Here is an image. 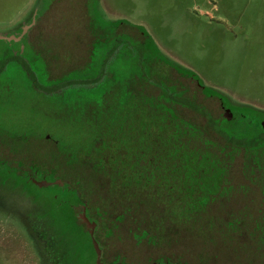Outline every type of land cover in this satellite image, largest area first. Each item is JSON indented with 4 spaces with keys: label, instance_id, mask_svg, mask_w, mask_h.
Wrapping results in <instances>:
<instances>
[{
    "label": "rangeland",
    "instance_id": "obj_1",
    "mask_svg": "<svg viewBox=\"0 0 264 264\" xmlns=\"http://www.w3.org/2000/svg\"><path fill=\"white\" fill-rule=\"evenodd\" d=\"M94 13L109 23L121 21L116 33L128 36L133 73L140 77L133 76V106L125 112L106 105L121 98L123 82L116 93L99 95L107 102L84 85L79 95L67 87L36 96L26 90L14 60L0 74V159H7L18 175L37 165L50 181L75 187L99 228L93 231L75 217L71 220L65 206L70 198L62 200L64 192L59 195L60 189L52 185L49 191L60 197L52 203L51 221L38 203L46 189L26 180L0 184V264H98V239L107 264H152L161 257L176 264H264V163L255 160L253 168L247 151L210 124V118L224 117V104L264 114V0H0V35L12 38H0V61L7 48H25L20 54L33 59L38 76H46L45 71L60 80L84 70L98 32ZM138 26L159 48L160 53L154 49L158 53L152 67L144 62L135 67L136 42L146 44ZM182 72L194 73L198 80ZM161 90L177 95L180 101L171 110L205 129L213 140L205 144L198 135L188 148L194 152L171 156L182 168L184 162L198 160L206 168L202 174L193 163L192 178L181 169L180 177L184 174L188 182L198 178L211 191L221 176L226 183L219 192L224 194L193 199L179 183L174 186L175 174L163 169V176L143 177L142 158L129 146L103 148V141L95 139L99 126L109 125L110 113L119 115L118 126L127 129V114L138 110L132 116L136 131L131 141L147 142L149 152L164 126L150 115V103L161 99ZM141 99L145 104L140 113ZM152 129L156 131L150 133ZM165 133L166 128L161 144ZM200 141L207 145L208 159L191 147ZM217 149L223 158L214 157ZM167 156L161 163L171 161ZM149 159L143 161L146 170ZM220 161L224 173L214 165ZM119 168L130 173L120 177Z\"/></svg>",
    "mask_w": 264,
    "mask_h": 264
},
{
    "label": "trees",
    "instance_id": "obj_2",
    "mask_svg": "<svg viewBox=\"0 0 264 264\" xmlns=\"http://www.w3.org/2000/svg\"><path fill=\"white\" fill-rule=\"evenodd\" d=\"M92 24L95 30H98L95 38V42L93 44L92 52H91V60L88 64V66L82 70V71H73L69 74H67L63 79L56 80L55 81V92L61 91L63 88L70 87L71 93H75L76 95H79V92H81L82 86H86L85 90L88 88V92L91 93H98V100L103 101L100 99L99 95L103 93V91H107V93L114 92L116 93L117 85L119 82H123L122 89L124 93L121 96V98H117L116 104H106L109 107H111L113 110H116V107L118 106L120 110H124L127 112L128 108L130 106L132 107V95H131V87L133 82V76L135 80L139 79L140 77H136L137 75L133 73L132 69V62L130 60L131 54L130 50H128V43L129 39L127 35H118L116 33L117 27L121 25V21H114V22H107L106 20L102 19L99 14H92ZM139 27V26H138ZM143 34L146 36V44L143 46L142 44H136L135 49V56L134 58L137 60V65L135 66L137 69V66L140 67V64L143 62L146 64H149V67H152V63L154 61V53L156 52L154 49H156L159 52V48L155 44V41L152 39V37L144 31V28L139 27ZM123 49V52H120L119 50ZM130 49V48H129ZM8 51V50H7ZM6 51V52H7ZM156 52V53H158ZM160 53V52H159ZM29 60V62L24 61L22 64L18 63V60L22 57L19 55H15L13 51H8V54L3 58H1L2 61H0V74L6 69V67H12L14 66L13 62L16 60V66L18 71L21 73V75H34L36 74V64L32 61L33 59L29 56H26ZM7 62H3V61ZM24 66V67H22ZM43 69V67H42ZM44 71V70H43ZM38 74V73H37ZM43 74H47V72H43ZM182 74L191 77L193 79H197V76L194 73H188V72H182ZM98 83V86L95 87ZM157 84V83H156ZM94 85V86H90ZM153 85V84H152ZM77 86H81L80 88ZM160 84L158 85V87ZM83 91V90H82ZM101 92V93H100ZM174 93H177L174 91ZM112 95V94H111ZM161 99L157 101L156 104L150 103L151 106V114L152 119H156L157 121H162L163 125L161 127V131L159 132V139L153 138V136L149 135L153 140L155 139L157 142L154 144L152 143L149 147V152L146 153V147L145 144L142 142H132L131 139L134 137L133 132L136 131L134 127L133 128V122H132V116L137 111H132L128 113V120H129V127L126 129V126H118L119 122V115L116 113H110L109 117H107V121L109 122V125H103L99 126L100 129L98 130V136L95 137L98 138V141L102 140L103 144L101 147L103 148H112L116 150V147L119 148H127L129 146L130 152L134 153V155H138L142 158V160L139 157V160H141V169H143L144 174L146 171V167L143 165V161L145 157H152V159H149L151 162L150 164V175L147 176L148 179H155L158 176L159 172L161 170L167 171V167L171 166L173 167L172 172L179 171L180 169L184 172L185 176H190L193 173L191 164L196 163V168H199L200 171L205 173L206 168L201 165L202 163L198 161H188L183 163V168L180 166V163L178 161H169L164 163V165L161 163L162 154H168L174 155L178 157V154H180V151L182 154H185L186 152H194L192 150H188L189 144L191 141L196 139V136H198L201 141H204L205 144L213 143V140L209 139L208 133H206V130L188 122L184 117H181L180 115L176 114L175 110L169 107H172V104L177 103L180 101V99L177 97V95H172V93H169V90L163 91L161 90V94H159ZM224 100V103L226 99L224 97H221ZM103 102H107L105 99ZM140 113L143 111L142 107L144 106L145 102L143 99L140 100ZM194 105V104H192ZM197 107V105H196ZM224 117L220 120L212 119L210 118V124L212 128H214L215 132H217L219 135H222L227 141L232 143L234 146L238 148H243L247 151L248 157L252 159L253 162V168H255V160H259V162L264 163V114L252 110H247L242 107H232L228 106L227 104H224ZM127 118V116H126ZM142 127L146 131L147 122L143 119L142 120ZM158 124V122H157ZM166 124V125H165ZM175 126L174 129L171 126ZM167 126V127H166ZM146 127V128H144ZM166 128V135L165 136V144H161L160 138L163 136L160 134L162 130ZM173 129V130H172ZM192 130V131H191ZM156 131L155 129H152L150 133H153ZM179 131L180 134L177 132ZM132 132V133H131ZM195 137V138H193ZM191 138V139H190ZM175 140V141H174ZM57 141V139H56ZM94 141V140H93ZM170 141V142H167ZM180 141V143H179ZM197 143L198 145L191 146L196 147L203 152L206 150L205 144ZM93 144V142H92ZM88 145V147H91L93 145ZM134 144V145H133ZM58 146V145H57ZM139 146V147H138ZM210 146V145H208ZM156 147V151L152 152V148ZM213 147L216 148V146L213 144ZM66 151V150H65ZM62 151V152H65ZM113 151V150H112ZM112 151L109 152V154L112 153ZM197 151V153L199 152ZM203 154L206 155L203 156L204 159H208L210 156L208 155V152H204ZM106 155V154H105ZM131 156V155H130ZM167 156V155H166ZM215 158L222 157L223 154L218 151H216ZM100 158L101 162H104V160ZM104 158V157H103ZM119 160L120 157H117ZM108 162V161H107ZM190 163L189 165H187ZM110 164V163H107ZM176 165V167H174ZM215 166H218L221 168L222 172L224 173L222 169L223 163L216 162L214 163ZM107 168L102 169L103 171L107 170ZM208 169V167H207ZM169 170V168H168ZM256 170V169H255ZM118 175L125 176L128 173H124L119 168ZM121 171V172H120ZM180 172V171H179ZM110 173V171H109ZM142 174V173H141ZM142 174V175H144ZM154 174V176L152 175ZM184 174L181 173L177 177V180L181 181V187L183 192L187 191V193H184L191 198H197L199 201H205L206 197L213 198L214 196H217L218 194H224L219 192L220 186H223V184L226 183V181L222 180L221 176L220 178H217V183H215L218 188L216 189V186L213 187V190H208L205 188L206 184H204L203 181L200 179H196L194 182L189 181L188 178H184ZM128 176V175H127ZM224 176V174H223ZM144 177V176H143ZM191 177V176H190ZM119 178V177H116ZM192 178V177H191ZM115 180V179H114ZM117 181H119L117 179ZM210 183V182H209ZM211 185V183L209 184ZM56 187H62L60 184H55ZM194 196V197H192ZM200 203V202H199Z\"/></svg>",
    "mask_w": 264,
    "mask_h": 264
},
{
    "label": "flooded vegetation",
    "instance_id": "obj_3",
    "mask_svg": "<svg viewBox=\"0 0 264 264\" xmlns=\"http://www.w3.org/2000/svg\"><path fill=\"white\" fill-rule=\"evenodd\" d=\"M26 31H25V34H26ZM25 34H23L22 39L26 38L27 34L26 35ZM6 50H8L9 53H10V51H13L15 55H19L22 57L21 59L18 60V63L22 64L24 61L29 62V60L26 56L20 54L25 50V48L23 50H19V51L18 50L15 51L11 48H7ZM3 62H7V61L5 60ZM19 78L24 80L23 82L25 83L26 90L28 92L35 93L36 96L42 92L51 93V92L55 91L56 86L54 83L56 80H53L50 77V75H48V74H46V76H38L37 74L25 75V76H19ZM39 100H43V98H40ZM46 137L49 139L50 135L47 134ZM167 142H170V141H167ZM134 156H137V155H134ZM164 156L166 157V155H163L162 157H164ZM162 157H160V158H162ZM167 157L169 159H171V161L173 160L171 155H169ZM7 161H8L7 159H5V160L3 158L0 159V165H1L0 179H4V181L0 182V184L12 185L14 180H19V181L24 180V182L26 180L28 182L30 181L29 184H33L36 188H38L40 186L39 188H41L43 190L46 189L45 195H43L41 197L39 195V197H38L39 202L38 203L41 205V207H44V209L46 207V210L49 213L48 217L51 221L53 220V216H54V209L52 208V203H53V201H55L56 198H58L59 195H61V193L64 192L65 196H64V198H62V200H65L66 197L70 198V200H68V199L65 200V201H67V204L65 206L67 207V209H69V214H70L71 220H73V218L75 217L76 221L80 220L81 222L85 223L87 226H90L93 231H96L97 228H99L100 223H98V218L95 215H92L94 218L91 217L88 206H86V205L84 206V204L81 203V201L84 200L82 198V193L78 192V190L75 187L70 186V184H67L66 182L63 183V185H62V183L59 182L60 181L59 179L55 180V181H50L49 180L50 176L48 175V173H45L44 170H39L37 165H32L28 171L26 170V171L22 172L20 175H18L17 170L13 169L9 164H7L6 163ZM175 161H178V160L176 159ZM162 164L164 165V163H162ZM165 166L166 165H164V168H165ZM174 167H176V165ZM149 168H150V166L148 167V169L145 171V174H144V177H146V178L148 175L151 174ZM168 168H169V170H168ZM171 169H173V167L168 166L166 173L168 172L167 174H175V176L177 178V175H179L180 172L179 171L172 172ZM159 173L161 174V176H163L162 170ZM166 173H165V175H166ZM255 173H257V172H255ZM255 173H252V174H255ZM259 174H260V172H259ZM152 175L154 176V174H152ZM158 176H159V174H158ZM175 182L176 183L174 186H177L179 183L180 187H181V181L179 180V178ZM55 184H60V186H62V187H56ZM49 185H52V186L56 187L57 189H60L59 195L49 191V189H48ZM32 190H34V189L32 188ZM31 192H34V191H31ZM74 192L76 193V196H74V194H72ZM42 194H44V193H42ZM72 197H73L74 201H73ZM76 201H79V202L76 203ZM94 220H96V221H94ZM99 241L100 240L98 239V264H107L106 260H104V257H103L104 246L101 245L99 243ZM152 264H176V263L175 262L173 263V262L169 261L168 259H164L163 257H161L159 259L154 260Z\"/></svg>",
    "mask_w": 264,
    "mask_h": 264
},
{
    "label": "water",
    "instance_id": "obj_4",
    "mask_svg": "<svg viewBox=\"0 0 264 264\" xmlns=\"http://www.w3.org/2000/svg\"><path fill=\"white\" fill-rule=\"evenodd\" d=\"M0 38H6V39H8V40H11L12 38L11 37H6V36H2V35H0ZM15 38V37H14ZM15 39H17V40H19L20 38H15Z\"/></svg>",
    "mask_w": 264,
    "mask_h": 264
}]
</instances>
